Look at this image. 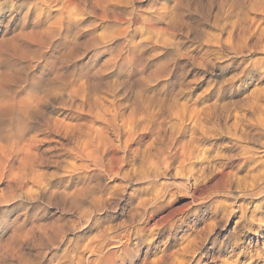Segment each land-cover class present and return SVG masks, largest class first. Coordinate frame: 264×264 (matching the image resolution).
Segmentation results:
<instances>
[{
    "label": "rangeland",
    "instance_id": "374dc122",
    "mask_svg": "<svg viewBox=\"0 0 264 264\" xmlns=\"http://www.w3.org/2000/svg\"><path fill=\"white\" fill-rule=\"evenodd\" d=\"M101 1L77 10L69 24L51 25L54 13L44 22L48 14L29 3L0 0V49L5 50L0 78L9 77V102L15 105L8 126L0 119V169L7 170L0 174V264H71L83 244L96 241L108 227L119 232L122 224L129 240L110 250L115 259L109 264H122L124 246L135 257L123 264H150L152 259L163 264L169 250L180 251L182 240L197 236L195 231L210 220L212 233L197 237L185 264L238 259L228 242L237 217L213 214L210 205L223 200L213 193L223 180L232 183L230 194L241 193L244 181L255 174L250 171L254 158L262 160L264 0H121L119 6L115 0ZM116 17L124 20L119 25L126 33L122 39L114 35ZM17 33L22 40L16 41ZM16 46L28 48L20 50L24 55L13 54ZM175 146H185L190 155L189 174L182 177L175 166L158 170L153 181L169 184L174 201L142 224L134 213L146 186L137 179L151 170L149 156ZM183 179L203 199L195 206L198 224L191 200L178 193L179 184H186ZM72 191L81 198H71ZM63 193L74 200L63 199ZM97 200L102 211L94 209ZM262 210L256 218L264 216V205ZM180 218L185 220L174 231L164 229L169 220ZM253 224L235 228V233L237 243L248 235L245 242L251 240L255 251L263 247L264 221ZM223 241L227 244L218 256Z\"/></svg>",
    "mask_w": 264,
    "mask_h": 264
},
{
    "label": "bare ground",
    "instance_id": "6f19581e",
    "mask_svg": "<svg viewBox=\"0 0 264 264\" xmlns=\"http://www.w3.org/2000/svg\"><path fill=\"white\" fill-rule=\"evenodd\" d=\"M27 2V3H29L30 4V6L32 5V6H34V7H36V9H40L42 12H46L47 14H48V16L46 15L45 17H47L46 19H45V21L44 22H47V21H49L50 19H52V18H49V13H54L55 15V17H54V20H51L50 21V24L53 22V21H55V22H57V21H59V22H61V21H65V20H70V19H72L73 18V16L75 15V14H78V13H76V11L77 10H80V9H82V8H84V9H86V8H89V9H91V7H95V5L97 6V4L99 3V2H101L102 3V1L100 0H23V2ZM98 1V2H97ZM106 1V0H105ZM108 1V0H107ZM109 1H111V2H113L112 0H109ZM122 1L121 0H115V4L116 5H120V3H121ZM101 3H99V4H101ZM122 3H124V2H122ZM121 3V4H122ZM107 5V3H105L104 1H103V4H102V6L104 7V5ZM111 4H113V3H111ZM255 4V3H254ZM105 5V6H106ZM109 5V4H108ZM122 5H124V4H122ZM253 5V4H252ZM81 6H83V7H81ZM110 6V5H109ZM93 7V8H94ZM103 7H101V5H100V8H103ZM112 7V6H111ZM113 7H114V5H113ZM99 8V7H98ZM97 8V9H98ZM110 8V7H109ZM108 7H107V10L109 9ZM115 8H116V6H115ZM115 8H114V10H115ZM253 8V7H252ZM35 9V8H34ZM96 9V8H95ZM105 9V8H104ZM112 9V8H111ZM119 9V8H118ZM74 10V11H73ZM83 10V9H82ZM81 10V11H82ZM93 10V9H92ZM91 10V11H92ZM100 10V9H99ZM103 10V9H102ZM114 10H111V11H114ZM39 11V10H38ZM41 11H39V12H41ZM104 11V10H103ZM103 11H101V12H103ZM109 11V10H108ZM107 11V12H108ZM120 11V10H119ZM122 11V10H121ZM264 11V10H263ZM79 12V11H78ZM83 12V11H82ZM80 13V12H79ZM85 13V12H84ZM87 13H92V12H88L87 11ZM86 13V14H87ZM104 13H105V11H104ZM103 13V14H104ZM121 12H119V14H120ZM82 14V13H81ZM93 14H95V13H93ZM93 14H91V15H89V14H87V15H89V16H92ZM101 14V13H100ZM99 14V15H100ZM115 14H116V11H115ZM260 14H262L263 16H264V12H261ZM50 15H52V14H50ZM80 15V14H79ZM83 15V14H82ZM86 15V16H87ZM98 15V16H99ZM107 16H108V13L106 14ZM121 15V14H120ZM175 15V14H174ZM76 16H78V15H76ZM76 16H74V17H76ZM85 16V15H84ZM85 16V17H86ZM93 16H95V15H93ZM92 16V17H93ZM97 15H96V18L98 17ZM116 16H118V14L116 15ZM51 17V16H50ZM53 17V16H52ZM101 17V16H100ZM99 17V18H100ZM175 17V16H174ZM177 17V16H176ZM81 18V17H80ZM83 18V17H82ZM107 18V17H106ZM106 18H103L102 19V21L103 20H107ZM77 19H78V17H77ZM254 20H255V18H253ZM253 19L251 20V22L253 21ZM264 19V18H263ZM74 19H72V21H73ZM79 20H83V19H79ZM89 20V19H88ZM92 20H94V19H92ZM257 20H259V19H257ZM261 20V19H260ZM75 21V20H74ZM77 21V20H76ZM84 21H85V19H84ZM97 21V20H96ZM124 20L123 19H121V17L119 18V17H116V18H114V24H115V26H116V28H115V33L116 34H114L116 37H119V38H121V37H123V36H125L126 35V33H125V35H123L121 32V30L122 29H119V25H120V23L121 22H123ZM58 22V23H59ZM77 22H79V21H77ZM100 22V21H99ZM108 22V21H107ZM113 22V21H112ZM38 24H39V22H37ZM42 23V22H41ZM58 23H57V25H58ZM65 23V22H64ZM50 24L48 23V25H49V27H50ZM52 24H54V23H52ZM51 24V25H52ZM68 24H69V21H68ZM67 24V25H68ZM72 24V23H71ZM70 24V25H71ZM74 24H76V23H74ZM82 24V23H81ZM96 24H98V23H96ZM101 24V23H100ZM57 25H54V26H57ZM59 25H61V24H59ZM70 25H69V27H70ZM73 25V24H72ZM94 25V24H93ZM124 25V24H123ZM40 26V25H39ZM44 26V25H43ZM74 26V25H73ZM72 26V28H74V27H76V26H74L73 27ZM82 26V25H81ZM101 27H102V25H100ZM122 26V25H121ZM46 27V26H45ZM48 27V26H47ZM53 27V26H52ZM65 27V26H64ZM79 27V25L77 26V28ZM91 27V26H90ZM89 27V28H90ZM106 27V26H105ZM123 27V26H122ZM55 28V27H54ZM58 28V27H57ZM56 28V29H57ZM60 28V27H59ZM58 28V29H59ZM88 28V29H89ZM92 28V27H91ZM107 28V27H106ZM46 29V28H45ZM55 29V33H56V30ZM67 29V28H66ZM82 29V28H81ZM99 29V28H98ZM126 29H129V27L128 28H126ZM39 30V29H38ZM37 30V32H39ZM49 30H50V28L49 29H47L46 31L47 32H45L46 33V35L49 33ZM54 30V29H53ZM51 31L52 33H50V34H54L53 32L54 31ZM61 30V29H60ZM60 30H58V31H60ZM68 30V29H67ZM66 30V31H67ZM80 30V29H79ZM79 30H77L78 32H79ZM83 30V29H82ZM92 30V29H91ZM95 30V29H94ZM35 31V30H34ZM41 31H42V29H41ZM44 31V30H43ZM81 31V30H80ZM93 31V30H92ZM21 32V31H20ZM33 32V31H32ZM36 32V31H35ZM77 32V33H78ZM89 32V31H88ZM105 32V31H104ZM103 32V33H104ZM111 32V31H110ZM123 32H125V30L123 31ZM127 32V31H126ZM22 33V32H21ZM21 33H19L20 35H21ZM41 33V32H40ZM39 33V34H40ZM59 33V32H58ZM80 33V32H79ZM86 33V32H85ZM92 33V32H91ZM18 33H17V35H18V37H19V39H16V41H19L20 39H21V36L24 34V32L22 33V35L20 36ZM31 35H32V33H30ZM34 34V33H33ZM36 34H38V33H35L34 35H36ZM107 34V33H106ZM112 33H110L109 35H111ZM16 35V36H17ZM31 35H29V37H31ZM42 35H44L43 33H42ZM57 35V34H56ZM59 35V34H58ZM95 35H97V34H95ZM105 35V34H104ZM123 35V36H122ZM24 36V35H23ZM33 36V35H32ZM39 36V35H38ZM45 36V35H44ZM48 36V35H47ZM47 36H46V39L48 40V38H47ZM50 37V39L52 38L51 37V35H49ZM93 36H94V34H93ZM92 36V37H93ZM98 36V35H97ZM97 36H94V37H96V38H99V36L97 37ZM100 36H102V35H100ZM13 37V36H12ZM11 37V38H12ZM17 37V38H18ZM34 37V36H33ZM35 37H37V36H35ZM35 37H34V39H35ZM40 37V36H39ZM42 37V36H41ZM40 37V38H41ZM103 37V36H102ZM106 37H108V34H107V36ZM23 38V37H22ZM27 38V37H26ZM44 38V37H43ZM54 38H55V36H54ZM83 38V37H82ZM91 38V37H90ZM105 38V37H104ZM113 38V37H112ZM124 38V37H123ZM13 39H14V37H13ZM14 39V40H15ZM23 39H25V37L23 38ZM38 39V38H37ZM37 39H36V41H37ZM45 39V38H44ZM43 39V40H44ZM46 39H45V41H42V44H43V42H46ZM53 39V38H52ZM107 39V38H106ZM122 39V38H121ZM11 40V39H10ZM9 39H8V41H10ZM22 40V39H21ZM26 40V39H25ZM28 40V39H27ZM40 40H42V39H40ZM99 40V39H98ZM109 40V39H108ZM112 40V39H111ZM118 40V39H117ZM3 42H4V40H2ZM7 41V40H6ZM33 41V40H32ZM31 41V42H32ZM36 41H34V42H36ZM51 41V40H50ZM92 41V40H91ZM90 41V42H91ZM95 41V40H94ZM94 41L93 42H91V43H94ZM100 41V40H99ZM11 42H14V41H11ZM49 42V41H48ZM52 42V41H51ZM96 42V41H95ZM118 42V41H117ZM9 43V42H8ZM7 43V44H8ZM27 43H28V41H27ZM26 43V44H27ZM87 43V42H86ZM88 43H89V39H88ZM97 43V42H96ZM2 44V43H1ZM4 44V43H3ZM2 44V45H3ZM12 44V43H11ZM10 44V45H11ZM14 44H16L15 42H14ZM20 44H21V41H20ZM19 43L17 44V45H20ZM23 45L25 44L24 43V41H23V43H22ZM22 44H21V46H22ZM33 44V43H32ZM35 44V43H34ZM37 45L39 44V43H36ZM40 44H41V42H40ZM39 44V45H40ZM95 44V43H94ZM123 44H125V42L123 43ZM2 45H0V46H2ZM13 45V44H12ZM38 45V46H39ZM46 45V44H45ZM49 45V44H48ZM47 45V46H48ZM97 45V44H96ZM101 45H103V44H101ZM7 45H5V47H6ZM31 45H29V47H30ZM34 46V45H33ZM33 46H32V48H33ZM42 46V45H41ZM44 46V45H43ZM47 46H46V48H47ZM7 47H9V46H7ZM12 48L14 47L15 48V46L13 45V46H11ZM23 47H25V46H23ZM23 47H21L20 48V50L23 48ZM27 47V46H26ZM25 47V48H26ZM36 47V46H35ZM93 47H94V45H93ZM96 47V46H95ZM119 47H122V44H121V46H119ZM18 48H19V46H18ZM28 48V47H27ZM37 48V47H36ZM36 48H35V52L37 51L36 50ZM40 48V47H39ZM38 48V49H39ZM3 49L4 48H2V51H1V49H0V51H1V53L0 54H3L4 52H5V50H4V52H3ZM9 49H10V47H9ZM42 49V48H41ZM44 49V48H43ZM20 50H17V46H16V50H15V52H12L13 54L14 53H16L17 51H20ZM23 50V49H22ZM21 50V51H22ZM26 50V49H25ZM40 50V49H39ZM7 51V50H6ZM11 51V50H10ZM9 51V52H10ZM13 51V50H12ZM20 51V52H21ZM124 51V50H123ZM3 52V53H2ZM19 52V55L17 56V57H19L20 56V54L22 53L23 55H24V51L23 52H21L20 53ZM39 51H37L36 53H38ZM35 53V54H36ZM41 53V52H40ZM121 53V52H120ZM6 54H8V52H6ZM17 54H18V52H17ZM21 54V55H22ZM25 54H26V52H25ZM117 54H118V52H117ZM4 55H5V53H4ZM22 55V56H23ZM120 55V54H119ZM10 56V53H9V55H8V57ZM125 56V55H124ZM11 57H13V56H11ZM10 57V58H11ZM16 57V58H17ZM14 58V57H13ZM20 58V57H19ZM18 58V59H19ZM22 58V57H21ZM116 61V60H115ZM115 66V65H114ZM9 77L6 75V76H2V79L0 78V119L3 121V124H4V126H8L7 124L9 123V111H10V109L12 110V107L11 106H13V103H14V101H13V103L12 104H10L11 102H9V87H8V83H10L9 82V79H8ZM11 78V77H10ZM12 83H14V82H12ZM40 84V83H39ZM38 84V85H39ZM70 84V83H69ZM68 85V84H67ZM65 86V85H64ZM64 86H62V87H64ZM65 87H67V86H65ZM59 88V87H58ZM61 88V87H60ZM63 89V88H62ZM68 89V88H67ZM66 89V90H67ZM57 90V89H56ZM55 90V91H56ZM58 91V90H57ZM62 91V90H61ZM73 91V92H72ZM72 91H69L70 93H74L75 91L74 90H72ZM59 92V91H58ZM57 92V93H58ZM63 92V94H64V91H62ZM61 92V93H62ZM69 92H67V93H69ZM56 93V94H57ZM67 93H65V94H67ZM72 94H69V95H72ZM68 95V94H67ZM69 97V96H68ZM72 97V96H71ZM11 98V97H10ZM16 98V97H15ZM15 100V99H14ZM18 101V100H17ZM16 101V102H17ZM35 101V100H34ZM33 101V102H34ZM37 101H38V99H37ZM31 102H32V100H31ZM32 102V103H33ZM20 103V102H19ZM36 103V102H35ZM96 103H99V102H96ZM102 103V102H101ZM22 104H23V100H22ZM24 104L26 105V103H25V100H24ZM27 104H29V102H27ZM100 104V103H99ZM99 104L97 105V106H99ZM25 105L24 106H18L17 108H23V107H25ZM15 106V105H14ZM13 106V107H14ZM33 106V105H32ZM31 106V107H32ZM29 107V106H28ZM28 107H25V108H27V109H29ZM100 107H102V106H100ZM21 108V109H22ZM24 108V109H25ZM15 109V108H14ZM26 109V110H27ZM31 109V108H30ZM14 111V110H13ZM18 111V110H17ZM24 111V110H23ZM22 111V112H23ZM24 112H26V111H24ZM23 112V113H24ZM13 113V112H12ZM11 113V114H12ZM84 115V114H83ZM198 118V117H197ZM194 119V118H193ZM2 121H1V123H2ZM257 122V121H256ZM55 124H56V122H55ZM54 124V125H55ZM255 124V123H254ZM58 125H60L59 124V122H57V126ZM129 125H130V123H129ZM56 125H55V129L56 130H54V131H56L57 133L56 134H58V131H59V128L57 127ZM61 126V125H60ZM257 126V125H256ZM57 127V128H56ZM71 128H74L75 126H70ZM69 127V128H70ZM258 127H259V125H258ZM262 127L264 128V123H262ZM2 128V127H1ZM61 128V127H60ZM259 129V128H258ZM262 129V128H261ZM131 130V129H130ZM53 131V132H54ZM55 133V132H54ZM262 133V132H261ZM260 133V134H261ZM113 136V135H112ZM264 136V135H263ZM8 138V137H7ZM236 138V137H235ZM173 139V138H172ZM86 140H88V139H86ZM175 140V139H174ZM237 140V139H236ZM181 141V140H180ZM85 142H90V140L89 141H85ZM173 142V140L170 142V143H172ZM185 141H183V143H184ZM245 142V141H244ZM84 143V142H83ZM169 143V145H171ZM87 145H88V143H86ZM173 144V143H172ZM177 144V147H178V143H176ZM188 144V143H187ZM81 145V144H80ZM86 145V146H87ZM168 145V144H167ZM79 147V146H78ZM176 146H175V148H171V147H161V148H159V151L154 155H151V156H149L148 157V159H149V161L147 160V162L149 163V169H151L150 171H149V173H147V174H145L144 176H142L141 178H139V179H137V181L138 182H142L143 181V183H145V186L146 187H144L143 189L145 190V192H143V194H144V198H142V199H139L138 200V203H137V206H136V208H135V213H134V216H136L137 215V217H138V219L141 221V223L142 224H144V223H146L147 221H149V220H151V219H153L154 218V215L157 213V212H159V211H161V210H163L164 208H166V207H168V205L170 206V204H171V201H174V195H175V193H172V191L170 192V188H169V184H166V183H156L155 181H153L154 179H157V177H158V170L159 169H161V168H165V169H167V168H169V167H173V166H175L176 167V169H177V173L178 172H181V174H182V177H184V176H186V175H188L189 174V171H188V169L186 168V164H187V161H189V156L190 155H188L187 153H185V146L183 147V146H180L179 148H177ZM82 148H84V147H82ZM87 148H88V146H87ZM188 148V147H187ZM86 148H84V150H85ZM178 149H180V150H178ZM76 150V149H75ZM78 150V152L77 151H75L76 152V154L77 153H80L79 152V148L77 149ZM81 150V149H80ZM188 151V150H187ZM255 151V150H254ZM86 152H87V150H86ZM88 154V153H87ZM90 154V153H89ZM88 154V155H89ZM262 160L261 159H255L254 158V160H253V167L252 168H250V171L251 172H254L255 171V174L254 173H251L250 174V177H249V180L247 181V183H246V181H244L245 183H244V185H245V187H244V190H240V191H242L241 193H239V194H237V195H233V194H230V189H231V185H232V183L230 182V181H228V180H223V182L221 183V185H219L218 187H216V190L215 191H213V193H214V195H217V197L218 198H223V200L221 199V200H215V201H213V203L210 205L211 207H210V210L212 211L211 213H213V214H218V212L219 211H221V212H223V214L225 215V216H236L237 217V221L235 222V228H238V227H241L243 230H246L247 229V227L249 226V227H255V225L253 224V222L254 221H258L259 222V224L260 223H262L264 220H263V218H264V216L263 217H258L257 216V218H256V215H261L262 214V207H263V205H264V147H263V151H262ZM77 155H80V154H77ZM88 159H89V157L88 156H86ZM6 158V157H5ZM252 157H250V158H248V160H247V162H245V164L244 165H246L247 163H250V159H251ZM260 158V157H259ZM89 160H91V161H93L92 159H89ZM1 165H3V162L2 161H0V168H1ZM96 166V165H95ZM94 166V167H95ZM245 167V166H244ZM3 168H4V166H3ZM3 168L2 169H0L1 170V172H0V174H1V176H5L6 175V171L7 170H3ZM5 168H6V166H5ZM121 169V168H120ZM185 174V175H184ZM115 175V174H114ZM249 175V173H247V176ZM188 177V176H187ZM186 178V177H185ZM187 179V178H186ZM158 180V179H157ZM184 180V179H183ZM186 181V184L185 185H182V186H180L181 184H179V186H178V188H179V190H178V193H180L181 195H184V196H186V197H188L190 200H191V203L194 205L193 207V209L190 211L191 212V215L193 216V217H195V221H196V224H198L200 221H201V219H199V216H198V210H199V208H197V207H195L197 204H199L198 203V198L199 199H202V197L200 198V197H198V198H196L195 197V195H194V192L190 189V185H189V183L187 182L188 180H184V182ZM177 185V184H176ZM76 191V190H75ZM79 191V190H78ZM77 191V192H78ZM72 192L74 193V194H72ZM70 194H72V195H75V197L74 196H72L71 195V198L73 197L74 199H78V197H79V195H78V197H76V192H74V191H72ZM80 192V191H79ZM237 192H239V191H237ZM212 193V194H213ZM211 194V193H210ZM68 196H70L69 194H68ZM208 196H211V195H208ZM213 196V195H212ZM63 199H65L66 197H67V194H65V193H63ZM65 197V198H64ZM70 197H67L66 199H69ZM70 198V199H71ZM79 198H81V197H79ZM207 198V197H206ZM74 199H71V200H74ZM79 200V199H78ZM203 200V199H202ZM246 200H248L250 203H248V202H246ZM199 201H201V200H199ZM75 202V201H74ZM78 202H80V201H78ZM99 203H100V200H97L96 202H95V204H94V209H95V211H102L103 209H104V207L102 208L101 207V205H99ZM192 208V207H191ZM264 213V212H263ZM220 215V214H219ZM216 216V215H215ZM223 216V215H222ZM90 218V217H89ZM187 218V217H186ZM222 218V217H221ZM229 218V217H228ZM209 219V218H208ZM89 220V219H88ZM183 220H185V219H183V218H180L179 220H177V221H174V220H169L168 221V223H166V225L164 226V229L165 230H167V231H169V232H171V231H174L175 229H176V226H177V222H180L181 224H183ZM203 221V220H202ZM228 221V220H227ZM139 224V223H138ZM258 223H256V225H257ZM213 225H214V221L212 222V220H210V221H208L207 222V224L205 225V227L203 228V229H201V230H196L195 231V233L197 234V236L195 235V236H191V238L192 239H190V240H188L190 237H187L186 239H183L182 241L185 243L183 246H181V248H180V251H177V250H169V252L166 254V262H163V264H185V262H186V260H185V255L187 254V255H191V254H194V252H195V250H193V243L196 241V239H197V237H199V235L204 231V232H208V233H212V229H213ZM259 226V225H258ZM120 228H119V232H118V228L116 229V230H114V229H112L111 227H108L107 229H104L103 231H101V232H99V234H98V236H97V238H96V241L94 240H91L90 242H87V243H85V244H83V246H82V249H81V251L79 252V253H77V255L75 256V260L74 261H70L71 262V264H109L110 262H112V263H114V261H113V259H115V258H113V256L115 255V253L114 252H111L110 250L111 249H114L115 247H117V243H118V245L119 244H121V245H125V244H123L122 243V240L124 239L125 241H128L129 239V236H128V233H127V230H124V224H122V226H119ZM248 227V228H249ZM84 228V227H83ZM235 228L233 229V231H232V234L230 235V237L228 238V242H230L232 245H233V247H232V251H231V253H232V256L234 255V254H238V259H235V260H232V261H230V262H228L227 260H223V261H221V264H258L259 263V261L260 260H264V242H263V247L261 248V249H258V250H255V251H253V243H252V241L250 240V241H248V242H245V240H246V238H247V236H243V241H240V243H237V241H236V239H237V237H236V233H235ZM251 230V229H250ZM253 230V229H252ZM264 231V230H263ZM261 232V231H260ZM20 233V232H19ZM22 233V232H21ZM247 233V232H246ZM262 235H263V233H261ZM256 236H257V238L258 239H261L262 237H261V235L259 236V235H257V233H256ZM246 237V238H245ZM8 238V237H7ZM264 238V237H263ZM176 240H178L177 238H176ZM225 240V239H224ZM240 240V239H239ZM238 240V241H239ZM247 241V240H246ZM125 243V242H124ZM218 244V243H217ZM227 244V242H225V241H223V242H221L220 244H219V246H218V252H217V255L218 256H220V255H222V253L224 252V248H225V245ZM215 246V245H214ZM81 247V246H80ZM203 247V246H202ZM80 250V249H79ZM134 251V250H133ZM133 251L132 250H130V249H128V247L127 246H124V248L122 249V253H123V255L125 256V260H121L120 262L123 264L124 263V261H129V262H131V260H132V258L133 257H135L134 255H133ZM213 251V250H212ZM162 252V251H161ZM216 252V251H215ZM135 253V252H134ZM164 253V252H163ZM73 253H70V255H72ZM85 254H87V256L85 255ZM216 254V253H215ZM69 255V256H70ZM161 255H162V253H161ZM164 255H165V253H164ZM218 256H216V259L217 258H219ZM232 256H229V258L230 257H232ZM157 257V256H156ZM161 257V256H160ZM160 257L158 258V259H160ZM165 257V256H164ZM69 258V257H68ZM74 258V257H73ZM162 258H163V256H162ZM157 259V260H158ZM214 259V258H213ZM233 259V258H232ZM160 260H162V259H160ZM152 261H154L153 259H152ZM151 261V262H152ZM156 261V260H155ZM155 261H154V263H155ZM163 261H164V258H163ZM245 261H247V263L245 262ZM116 262V261H115ZM144 262V261H143ZM151 262H150V264H151ZM160 263H161V261H159ZM262 262V261H261ZM260 262V263H261ZM125 263H127V262H125ZM158 263V262H157ZM116 264V263H115ZM146 264H147V262H146ZM152 264H153V262H152Z\"/></svg>",
    "mask_w": 264,
    "mask_h": 264
}]
</instances>
